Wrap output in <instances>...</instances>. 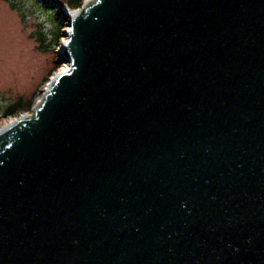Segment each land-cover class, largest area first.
<instances>
[{
	"label": "water",
	"instance_id": "water-1",
	"mask_svg": "<svg viewBox=\"0 0 264 264\" xmlns=\"http://www.w3.org/2000/svg\"><path fill=\"white\" fill-rule=\"evenodd\" d=\"M0 127V264H264V0H83Z\"/></svg>",
	"mask_w": 264,
	"mask_h": 264
},
{
	"label": "rangeland",
	"instance_id": "rangeland-1",
	"mask_svg": "<svg viewBox=\"0 0 264 264\" xmlns=\"http://www.w3.org/2000/svg\"><path fill=\"white\" fill-rule=\"evenodd\" d=\"M12 1L15 8L0 0V125L15 117L1 115L9 103L23 96L24 101L32 98V107L41 97L49 78L68 66L67 62L58 61L56 50L68 27L67 17L59 15L56 18V22L61 23L57 44L43 49L37 39L41 32L51 39L56 28L54 16L60 4L50 0ZM27 112L29 110L20 114Z\"/></svg>",
	"mask_w": 264,
	"mask_h": 264
},
{
	"label": "trees",
	"instance_id": "trees-1",
	"mask_svg": "<svg viewBox=\"0 0 264 264\" xmlns=\"http://www.w3.org/2000/svg\"><path fill=\"white\" fill-rule=\"evenodd\" d=\"M7 2L10 3L11 7L15 8V3L14 1H10V0H5ZM51 2L54 3H59L60 7L57 11V13H55L54 16V21L56 24V28L55 30L52 32L51 35V39L53 41L50 42L51 39H47L46 38V34L45 33H39L37 39L39 40V44L43 49H48L50 47V45L52 43L57 44L59 37H60V30H61V23L60 22H56V18L59 15H62L63 17H67L66 14L63 13L62 11V3H65L66 5H68L71 8H76L79 7L82 3L83 0H50ZM56 62V60H55ZM31 105H32V98H30L27 101L23 100V96H18L16 100H14L13 102L9 103L4 110L2 111L1 115L3 116H18L22 111H30L31 109Z\"/></svg>",
	"mask_w": 264,
	"mask_h": 264
},
{
	"label": "bare ground",
	"instance_id": "bare-ground-1",
	"mask_svg": "<svg viewBox=\"0 0 264 264\" xmlns=\"http://www.w3.org/2000/svg\"><path fill=\"white\" fill-rule=\"evenodd\" d=\"M85 1H90V0H85ZM65 40H66V37L64 36L63 39H62V41H61V43H60V45L56 49L57 50V55H60V53L62 52V47L64 45ZM1 126L2 125H0V127Z\"/></svg>",
	"mask_w": 264,
	"mask_h": 264
}]
</instances>
